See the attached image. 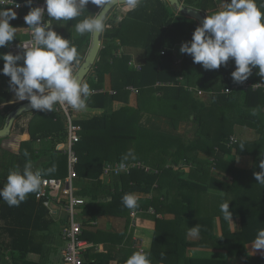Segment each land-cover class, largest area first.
<instances>
[{"label": "trees", "instance_id": "16d2710c", "mask_svg": "<svg viewBox=\"0 0 264 264\" xmlns=\"http://www.w3.org/2000/svg\"><path fill=\"white\" fill-rule=\"evenodd\" d=\"M140 2L139 10L144 8V4L148 5L150 2H153V4L150 3L151 11L148 13L149 15L146 19V23L149 24V31L145 42L144 64L139 72H137L135 69L129 67V57L122 56L119 60L114 58L112 67L120 71L122 76L129 77L130 81L122 83L121 86L115 85L113 87L120 92L124 91L128 85H132L142 90L143 93H146L145 89L156 83H172L173 86H156V88H159L160 91H165L168 95L174 94L175 102L165 103L164 99L160 100V102L156 99L147 108L146 104L143 106L140 103L138 109L122 108L111 114L104 112L101 115H95L88 119L73 121L80 135V142L73 148L78 156V164L76 166L78 178L75 181L79 182L88 179L94 182L90 188L87 185L86 187L79 185L80 190L77 191V196L83 198L86 202L82 208V213L86 215L92 214V217L98 216V214L93 215V211L98 208L96 204L101 201L99 193L102 190L106 192L107 189L106 186L103 189V181L101 180L105 162L123 163L149 160L153 165L152 167H154L153 171L159 169L157 175L146 174L143 171H133L129 175L113 176L121 178L123 183V187L116 189L113 195V201H116L120 196H124L126 193L132 191L149 192L158 182L160 183L158 189L160 191V188L168 187L166 183H162L166 177L178 178L182 176L184 174V167H178L180 170L176 172L171 167L166 168L165 157L167 155L173 158L172 163L177 166L181 163L180 161H185L188 163L187 166L194 167L192 172H195L197 175L201 174L200 178L203 177L202 182L205 181L204 183L207 185L209 181H206L211 179L209 178L211 174L210 168L214 166L213 162L215 161V167L218 169L225 170L229 167L227 173L232 176L233 180L230 185L225 186L226 194L220 203L226 200L231 201L230 210L233 211V219L239 218L241 220L242 230L240 232H232L229 221L223 218L219 207L220 204L215 209L213 197L210 198L208 196V200L204 199L208 187L189 184L181 179L175 180L173 188L168 193V197L164 198L163 201H159L154 208L157 213H164L165 210H168V213L175 214L174 224L176 230L171 234L168 244L165 245L161 239L162 246L159 247L158 241L154 242L150 252L153 259L152 264H181L185 257L184 251L188 245L186 240L188 229L198 224L201 229L199 243L206 242L207 244V242L212 241L211 246L227 250L230 256L243 258L246 255V246L254 241L260 229H264V185L259 184L254 177L255 172L261 171L258 164L261 156H264V91L249 90L248 92H243L235 89L234 87L237 84L233 83L231 77V72L235 70V63L232 59L229 60L227 67L222 65L219 69L215 70L196 71L193 66L200 64L193 63V58L185 54L181 71H171L173 55L170 49L179 41L180 30H183V41H190L194 30L199 25L195 20L188 19L181 14L173 18L171 9L161 0H142ZM185 5L193 6L209 14L217 11L215 0H185ZM100 8L89 4L87 10L82 15L85 17L91 16L99 12ZM137 11L135 10L129 14L132 17ZM19 17L18 15L17 18L20 20ZM46 22L50 23L54 28L60 21H49L47 18ZM185 28L188 31H184ZM120 36L121 34L118 29L104 30L103 38L105 43L98 56L100 60L94 65L95 69L99 67L97 69L99 77L96 83L92 80L88 81L90 89L101 88L103 78L102 68L108 57L112 55L114 48L113 40L121 39ZM63 37L67 38L66 36ZM121 41L124 43L123 40ZM86 43H90L89 33L81 35L75 41L70 40V44L75 45L78 51ZM161 52H164V55ZM258 71V67L254 68L253 74L247 81L264 83V77L257 75ZM151 72H153V77L150 78ZM180 75L187 80L189 86L194 85V77L197 76L196 83L199 84V88L203 93L201 96L210 98L209 106L197 100L195 98L197 96L193 97L191 93L186 91L188 89L185 90L184 87H180L177 80V77ZM218 78L222 80L220 81V86L215 87L213 81ZM227 88L232 90L230 94L223 93ZM240 93L245 95L243 102L239 101ZM115 99H118V97H109L108 94L98 93L88 97L86 103L89 107L103 109L109 100L114 101ZM12 109L14 107L8 108L6 113H9ZM252 109H259L260 111L257 115H252ZM142 112L164 116L173 123L174 127L183 121L185 117L188 118L189 115L195 114L194 119L199 126V137L195 142L196 144L185 146L180 138L141 128L139 126V117ZM6 113H0V129L5 125ZM35 116L45 121L41 124L43 126L41 127L43 134H40L39 128H37L36 132L32 131L29 125L27 131L23 128L18 129L19 133L11 134L8 139L0 140V150L3 151L6 160L9 162L19 161L21 169H23L26 163L37 159L36 153L38 150L35 147L37 141L54 137V141L57 144L65 142L67 139V129L58 120V116L62 117L64 123L66 122V118L61 112L56 111V106L53 112L39 111L38 113L35 112ZM207 116H215L216 120L214 124L217 125V130L209 131L213 132L214 141L211 144H205V148H200L197 144L203 135L202 129L205 128L204 118ZM54 119H57L58 122H55ZM237 124L254 129L259 135L256 141H232L233 128ZM46 125H49L47 126L48 128H44ZM55 125H57L56 130L53 129ZM26 132L30 135L29 139ZM230 143L231 146L229 147ZM174 146H176V151L170 153L169 150ZM216 148L222 154L231 153L235 150L237 154L252 156L254 159L252 169L241 170L236 168L234 164H230L224 161L222 157H218L216 155ZM201 152L204 153L203 160L200 159ZM25 153H27V156ZM211 159H213L212 163L210 162ZM44 164L41 170L42 177L64 179L68 176V156L66 153L63 154L62 152L53 150L50 161ZM62 165H66V173L64 175L61 174ZM53 167L54 171L49 172L48 170ZM56 173L61 175L54 177ZM192 174L194 173L190 172L191 176ZM131 182L133 184L129 186ZM186 188L190 193H188ZM39 191L29 193L26 200L20 203L19 206L10 207L6 202L0 200V224H3L1 234L6 235L9 230L8 227H12V233H21L17 229L24 227L28 223L37 225L42 223L48 227L52 225L53 219L47 216L49 215L48 210L41 201H37L36 199ZM104 207H109V205ZM203 211L208 213H203ZM105 213V215H109V212ZM216 218H219L221 223L220 236L215 234L213 227L214 219ZM80 223L83 230V226L88 222L85 223L82 220ZM165 223L164 220H158L157 230L159 228L160 231L162 225ZM185 224L186 228H183ZM4 247L5 249H9L6 244ZM11 251L15 254L12 257L13 264H38L27 260L28 254L33 251V248L28 249V246L17 245ZM171 255H175L176 260L168 259ZM84 264H88L85 262V259ZM221 264H226V262H221ZM245 264H264V257L247 258Z\"/></svg>", "mask_w": 264, "mask_h": 264}, {"label": "crops", "instance_id": "0c3cea01", "mask_svg": "<svg viewBox=\"0 0 264 264\" xmlns=\"http://www.w3.org/2000/svg\"><path fill=\"white\" fill-rule=\"evenodd\" d=\"M107 0H105L106 2ZM167 7L171 9L173 18L177 17L179 14L170 6L167 0H161ZM182 5H185V0H179ZM217 5V11L221 10L222 0H215ZM141 3V2H140ZM139 3V5H140ZM153 4V2H150ZM144 4V8L139 10V5L136 9L131 10L128 9L125 5L117 7L113 13L109 16L107 21L105 22L106 27L105 29H118L121 34V39L113 40L114 48L112 50V55L108 57L104 66L102 68V85L100 89H91L93 95L98 93L108 94V96L118 97L114 101L109 100L106 106L101 108H93L87 106L86 110L83 111H75L76 116H74V120L79 119H88L95 115H101L104 112L109 114L113 112H117L122 108H132L138 109L140 107V103L144 106L146 104V108L151 102H155L156 99L162 100L164 99L165 103H174L175 102V95L174 94H166L165 91H160L159 88H156L157 84L151 85L147 87L146 93H143L137 87L132 85H128L124 91H118L113 86H121L122 83L130 81L129 77L122 76L120 71L115 70L112 67V63L114 58L120 59L122 56H127L130 58L129 67L135 69L137 72L141 69L144 64V54H145V42L148 36L149 31V24L146 23V19L148 17V13L151 11V4ZM103 6V5H102ZM101 6V8H102ZM143 7V6H142ZM188 8H193L200 12H203L193 6H186ZM100 8V10H101ZM137 11L134 13V16L131 17V12ZM100 12V11H99ZM207 15V12H203ZM93 15V14H92ZM131 18H130V17ZM18 17V13H17ZM85 18V16L81 15L73 19L72 21H60L54 30H56L60 35L66 36L71 41H75L81 37L79 33L75 30V24ZM188 18V17H187ZM191 19V18H188ZM17 20V21H16ZM193 20V19H192ZM196 21V20H195ZM13 27H16V38L7 46L0 48V52L8 53L11 52L13 54H18L20 52H12L10 51L11 44L18 43L20 41H24L27 38L26 30L27 25L21 23V21L16 18L10 21ZM196 23L200 25L197 21ZM186 30V28L184 29ZM185 33V32H184ZM93 34V33H92ZM92 34H90V43H86L82 49L78 51V60L76 61L77 64L81 65L85 60L87 53L91 46L92 41ZM104 34V33H103ZM183 30L179 32V41L176 42L173 48L170 49L173 55V62L171 66V71L180 72L183 66V61L185 54L180 53V47L183 41ZM124 43H122V41ZM105 40H102V48ZM162 53V52H161ZM99 57L97 62H99ZM22 63V61L20 62ZM75 63V62H74ZM4 66V61L0 60V69ZM193 68L198 70H205L200 65H194ZM97 67H93V70L89 73L88 77L83 81L88 83L89 80L94 81L95 83L98 81L97 75ZM153 77V72L150 73V78ZM9 80L10 77L4 75L0 72V113H6V110L10 107H14V109L19 106L20 104L26 103L28 101H15L14 100L15 94L9 90ZM177 80L179 82L180 87H184L185 90L197 100L204 103L205 105H210V98L206 96H199L198 92L201 91L199 88V84L196 83L197 76L194 77L192 86H189L187 80L183 76H178ZM222 79L218 78L215 79L214 85L219 84ZM166 86H173L172 83L165 84ZM164 85V86H165ZM134 87L139 90L138 94H135L129 90V88ZM163 87V86H159ZM163 89V88H162ZM153 90V91H152ZM115 92L116 95L112 93ZM167 95V96H166ZM245 99V95L240 93L239 101L243 102ZM173 107V106H172ZM185 107V106H184ZM12 109V110H14ZM11 110V111H12ZM10 111V112H11ZM9 112V113H10ZM39 112V111H35ZM35 112L29 113V116L25 119H21L24 121L23 124L20 123L19 125H14L12 130V134L19 133L18 129L28 130L29 125L32 131H37V128L40 129V134L42 133L41 124L45 121L42 118L35 116ZM9 113H6L7 116ZM49 115V114H47ZM195 114L189 115L188 118H184L183 121L179 122L176 127L173 126V123L166 117L152 115L149 113L142 112L139 117V126L141 128L147 129L153 132H160L167 135H171L182 140L183 145L187 146L189 144H196L195 142L198 140V129L199 126L194 119ZM215 116H207L205 117V128L202 129L203 135L197 144L200 148H205V144H211L214 141L213 137V130H217V125L214 124L216 118ZM58 120L64 124L66 127V122L64 123L61 116H58ZM57 119H54L55 122H58ZM20 121V122H21ZM17 124V123H16ZM19 124V123H18ZM19 126V127H17ZM46 125L44 128H48ZM215 126V128H214ZM208 127V128H207ZM27 138H30V135L26 132ZM258 134L256 131L250 127L242 126V125H235L233 128V134L231 136L232 141H241V142H254L258 138ZM54 137H48L45 140H39L36 142L35 147L37 148L38 152L37 159L31 160L29 163L31 164L33 170H42V167L45 165L44 163L50 161L51 155L53 150L62 152L65 154V149L67 146V139L65 142L57 143L54 141ZM179 145V144H177ZM231 146V143L228 145ZM216 150V155L218 157H222L224 161L229 162L230 164H234L236 168L241 170H250L253 167L254 159L252 156L249 155H240L237 154L235 150L231 153L222 154L219 149ZM170 153H174L176 151V146L172 147ZM204 153H200V159L203 160ZM205 158V157H204ZM166 160V168L171 167L173 171H179L178 167H184V174L180 177H166L162 183H166L165 188H160V183H156L153 186V189L149 192L146 191H132L130 193L136 194L137 197V206L134 209L126 208L122 203V197L120 196L116 201H113V195L116 192V189H121L123 187V183L121 178L118 177H101L103 181V189L106 186V192L103 190L99 193L100 200L96 205V208L93 211V215L98 214L97 217H92V214H80L79 220L85 221L87 223L83 226L84 234L83 239L91 245V248L88 249L86 252L84 259L85 262L88 264H125L126 259L135 251H144L150 255L152 247L155 241H158V246L161 247L160 240L164 242V244H168V241L171 239V234L175 232L176 226L174 224L175 221V214L168 213V210H165L164 213H157L155 210V205L159 201H163L164 198L168 197V193L170 192L171 188L174 186V181L181 179L189 184H198L200 186L208 187L207 193L204 196L205 200H208V196L210 198L213 197V206L216 207L221 204L220 201L223 196L226 194V185H230L232 183V176L227 173L229 167L225 170H221L214 166L211 167V174L210 180H207L208 185L203 181V177L200 178L202 175H197L195 172H192L194 167L187 166L188 163L185 161H180L181 163L177 166L172 163L173 158L170 155L165 157ZM213 160V159H212ZM211 160V161H212ZM13 162V161H12ZM119 162H105L104 166L107 164H114ZM128 164L134 163H142L151 169L153 165L149 162V160H139V161H128L123 162ZM7 164L6 168L1 166L0 168V188L4 186L7 182V176L10 170L15 169V165ZM21 168V167H20ZM158 169V168H155ZM182 169V170H183ZM159 170V169H158ZM191 173L192 176L190 175ZM58 173H56L57 175ZM131 174V173H130ZM129 175V174H127ZM206 179V177H205ZM78 182V181H77ZM82 184H81V183ZM80 186L92 187L93 181L91 180H82L79 181ZM132 182L129 186H132ZM210 184V185H209ZM81 187V188H82ZM77 191L80 190L76 188ZM175 190V189H174ZM177 190V189H176ZM189 192V190L186 188ZM175 192V191H174ZM106 193V194H105ZM204 193V192H203ZM37 199V198H36ZM39 201V200H37ZM42 202V201H41ZM43 203V202H42ZM44 207L48 210L50 218L53 219V223L50 227L40 224L28 223L22 228H18V231L21 233L15 234L12 233V227H8L7 234H1V227L3 224H0V264H13V252L11 249L17 245H24L25 247L28 246V249L33 248L28 254L27 260L31 262H36L38 264H63V250L65 247L64 241L61 236L63 225L66 223L67 215L64 212L55 213L54 209L57 208L53 206L52 212L51 210L45 206ZM109 205V207H104ZM205 209V208H204ZM37 212V210H35ZM105 212H109V215H105ZM135 212L137 215L136 217L132 216V213ZM203 213H208L203 211ZM213 213V211H212ZM90 220V221H89ZM164 220L166 223L162 225V229L159 231L157 230V221ZM233 226L235 227L234 232H240V228H242V224L240 219H233ZM166 226V227H165ZM213 227L215 230V234L220 236L221 230L219 229L218 220L217 218L214 219ZM186 228V224L183 226ZM219 231V232H218ZM188 233V232H187ZM16 236V237H14ZM167 237V239H166ZM186 240L188 245L184 251L185 257L181 264H221V262H226V264H245V260L257 257H264V250H253L251 247V243L246 246V255L245 257H238V256H230L227 250L217 249L212 245V241L210 242H200V237L192 238L186 234ZM7 245L9 249H5L4 245ZM163 244V245H164ZM11 247V248H10ZM176 260L175 255H171L168 259ZM151 262L153 261L152 256L150 255ZM213 262V263H211ZM163 264V263H160Z\"/></svg>", "mask_w": 264, "mask_h": 264}, {"label": "clouds", "instance_id": "9594fccd", "mask_svg": "<svg viewBox=\"0 0 264 264\" xmlns=\"http://www.w3.org/2000/svg\"><path fill=\"white\" fill-rule=\"evenodd\" d=\"M33 2L25 0L24 4L30 9L24 21L31 31L33 46L22 47L18 54L0 52V60L4 61L0 72L10 77L9 90L15 94L12 102L28 101L31 109L42 112H53L56 105H67L76 111L86 110V101L93 92L88 83L78 80L73 72L78 49L45 22V15L49 21H72L80 17L89 4L99 8L105 0H44V6H32ZM139 3L140 0H124L125 6L131 10ZM15 7L21 5L15 3ZM16 18L17 12L13 8H0V48L16 38L17 28L10 23ZM74 27L80 35L100 33L105 30V18L97 12L78 21ZM180 53L190 55L193 63L202 64L205 70L219 69L222 65L227 67L229 60H234L235 70L231 77L235 84H244L257 67V75L264 77V0H222L221 10L205 16L194 30L192 39L182 43ZM259 111L252 109L251 114L257 115ZM258 167L261 171L255 172L254 177L264 185V156H261ZM48 171H54V167ZM42 176V172L34 171L30 163H26L23 169L10 170L7 182L0 188V200L10 207L19 206L29 193L39 191ZM230 202L226 200L219 207L223 218L233 222ZM122 203L126 208L134 209L136 194L126 193ZM200 230L199 224L189 227L187 235L198 238ZM251 247L264 250V229L258 231ZM125 264L152 262L148 253L135 251Z\"/></svg>", "mask_w": 264, "mask_h": 264}, {"label": "built area", "instance_id": "2783aa9c", "mask_svg": "<svg viewBox=\"0 0 264 264\" xmlns=\"http://www.w3.org/2000/svg\"><path fill=\"white\" fill-rule=\"evenodd\" d=\"M15 3H19L21 7L16 8ZM0 0V8H13L20 16V21L25 24L24 16L29 12V7L24 6L25 1L15 0ZM105 4V3H104ZM103 4V5H104ZM32 6H44V0H34ZM47 16L45 15V22ZM47 23V22H46ZM26 25V24H25ZM28 27V25H27ZM27 38L24 41H20L15 44H11L10 51L22 52V47H31L34 44L32 39L31 31L27 28ZM164 55V52L161 53ZM165 84L158 83L157 86H164ZM235 89L242 90L243 92L253 91H264V83L262 82H249L245 81L244 84H237ZM129 90L135 94L139 93L137 88L131 87ZM231 89L227 88L224 90V94H230ZM116 95L115 92L112 93ZM201 96L203 93L198 92ZM56 111L61 112L66 118V129H67V146L65 153L68 156V176L64 179H53L42 177V185L39 193L36 195L37 200L42 201L51 212L53 206L55 213L64 212L67 215L66 223L63 225L61 236L64 241L65 247L63 250V264H84V256L91 245L83 239L82 225L78 219L79 215L82 214L83 206L86 204L83 198L77 196V189L75 188V180L78 178L76 172V166L78 164V156L74 151V146L80 142V135L78 128L73 123V117L71 112L73 109L70 106L56 105ZM104 177L120 176L122 174H130L133 171H143L146 174L157 175L158 170H152L150 167L145 166L142 163H114L107 164L103 167ZM136 213L133 212L132 216L136 217Z\"/></svg>", "mask_w": 264, "mask_h": 264}, {"label": "water", "instance_id": "95a60500", "mask_svg": "<svg viewBox=\"0 0 264 264\" xmlns=\"http://www.w3.org/2000/svg\"><path fill=\"white\" fill-rule=\"evenodd\" d=\"M142 1V0H140ZM172 8L178 13L193 20H196L199 24L202 23L205 18V13L195 10L193 8H188L181 4L179 0H167ZM125 5L124 0H107L105 4L102 6L100 13L104 16L105 22L109 18V16L113 13V11L119 7ZM103 32L93 33L92 41L90 49L87 53V56L81 65L77 64V62L73 65V72L76 78L80 81H84L89 73L92 71L94 65L98 60V56L102 49V40H103ZM39 110H33L29 107V102L20 104L14 110H12L6 116V122L2 129H0V140L8 139L14 128V125L18 119H20L23 115L31 112H35Z\"/></svg>", "mask_w": 264, "mask_h": 264}, {"label": "rangeland", "instance_id": "374dc122", "mask_svg": "<svg viewBox=\"0 0 264 264\" xmlns=\"http://www.w3.org/2000/svg\"><path fill=\"white\" fill-rule=\"evenodd\" d=\"M220 84V83H219ZM219 84H216L215 85V87H217V86H220ZM242 91V90H241ZM76 111V110H75ZM75 111H72L71 112V115H72V117H73V121H74V116H76V112ZM29 116V113H27V114H25V115H23L20 119H18L17 121H16V123H15V125H19L20 127H21V125H20V123H22L23 124V122L24 121H21V119H25L26 117H28ZM40 116H42V115H40ZM43 117V116H42ZM21 121V122H20ZM19 123V124H18ZM59 124H61V123H59ZM18 126V127H19ZM56 127H57V125H55L54 127H53V129L54 130H56ZM57 136H59V134H57ZM65 151V150H64ZM212 160V159H211ZM211 163H212V161H210ZM12 164V166L13 165H15V168H17V167H19L20 168V163H19V161H13V162H9L8 160H6V158L4 157V155H3V151L2 150H0V168H1V166H3V167H5L6 168V166H7V164ZM11 166V167H12ZM61 170H62V172H61V174H65L66 173V165H62V168H61ZM61 174H57V175H54V177H59ZM81 183V182H80ZM80 183L79 182H77V181H75V188H79V185H80ZM82 184V183H81ZM79 218V217H78ZM217 220H218V225H219V227H220V225H221V223H220V219L219 218H217ZM235 220V219H234ZM241 221V220H240ZM233 222H230L229 221V226H230V229H231V231L232 232H234V230H235V227L233 226V224H232ZM220 229V228H219ZM242 230V228H240V231ZM219 232V231H218ZM221 232H219V234H220Z\"/></svg>", "mask_w": 264, "mask_h": 264}]
</instances>
